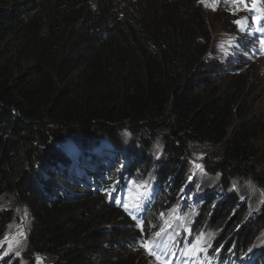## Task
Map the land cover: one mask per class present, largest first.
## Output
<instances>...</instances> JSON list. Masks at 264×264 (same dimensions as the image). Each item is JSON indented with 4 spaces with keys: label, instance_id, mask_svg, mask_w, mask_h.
Segmentation results:
<instances>
[{
    "label": "trees",
    "instance_id": "trees-1",
    "mask_svg": "<svg viewBox=\"0 0 264 264\" xmlns=\"http://www.w3.org/2000/svg\"><path fill=\"white\" fill-rule=\"evenodd\" d=\"M211 34L198 0H0V198L13 205L0 240L24 207L28 264H143L145 243L176 248L163 229L180 215L217 234L210 264H264V200L233 189L264 193V113L238 81L219 86ZM158 141L163 160H146ZM205 144L220 192L184 161ZM140 177L155 189L133 214L124 192Z\"/></svg>",
    "mask_w": 264,
    "mask_h": 264
},
{
    "label": "rangeland",
    "instance_id": "rangeland-1",
    "mask_svg": "<svg viewBox=\"0 0 264 264\" xmlns=\"http://www.w3.org/2000/svg\"><path fill=\"white\" fill-rule=\"evenodd\" d=\"M198 1H201L207 9L211 24L209 61L217 62L223 66L221 73L217 76L219 86L225 88L231 79L238 81L245 90V105L264 113V43H262L264 41V0ZM107 144L110 146L111 142ZM126 148L131 149L129 146ZM189 148L191 150L187 152V159L184 160L190 164L189 175L198 173L197 182L207 188L210 187L212 191L220 192V176H210L204 172L205 157H212L219 153V150L213 149L209 145L206 146V144ZM140 152V154L144 153L143 148ZM160 154L163 160V145L161 141H158L145 152L146 156L152 158L145 159H154ZM154 184L155 180L140 177L138 180H133L132 187L124 192L125 205L133 214H137L138 211L146 207L147 204L143 202L150 197V192L155 189ZM233 189L238 196L249 201L251 208L258 206L264 200V193L250 182H234ZM12 206L8 200L0 198V208L10 209ZM161 217L162 219L166 218L163 215ZM168 219L170 221L166 222L163 230L171 231L175 236L178 235L179 240L176 243V248L167 244L162 249L158 247L155 250L156 241L147 243L148 247L145 246V243L143 248L147 263L143 264H210L213 261H218L217 256L209 258L205 254L217 234L209 232L213 238L209 234H203L198 238L196 234H192L190 226L183 222L180 215ZM29 221L28 211L21 207L18 219L10 225L6 236L0 240V260L3 256H13L19 264H28L24 250L27 243ZM181 237L183 241L180 243ZM188 238L190 242H187ZM260 239L264 240V238ZM202 250L203 256L200 255Z\"/></svg>",
    "mask_w": 264,
    "mask_h": 264
},
{
    "label": "snow or ice",
    "instance_id": "snow-or-ice-1",
    "mask_svg": "<svg viewBox=\"0 0 264 264\" xmlns=\"http://www.w3.org/2000/svg\"><path fill=\"white\" fill-rule=\"evenodd\" d=\"M239 23V22H238ZM262 43H264V41H262ZM146 247H148V245H145ZM149 251H151V249L149 248ZM17 255H19V253L17 252ZM37 264H42V262L38 259Z\"/></svg>",
    "mask_w": 264,
    "mask_h": 264
}]
</instances>
